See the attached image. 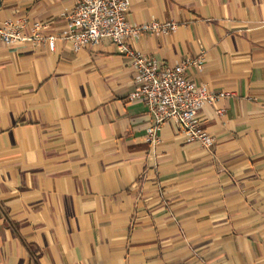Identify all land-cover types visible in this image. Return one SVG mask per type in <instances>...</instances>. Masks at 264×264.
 <instances>
[{"label": "crops", "instance_id": "0c3cea01", "mask_svg": "<svg viewBox=\"0 0 264 264\" xmlns=\"http://www.w3.org/2000/svg\"><path fill=\"white\" fill-rule=\"evenodd\" d=\"M129 1L132 24H177L131 49L202 56L187 74L216 96L199 114L213 145L174 122L147 141L131 59L63 39L74 0H0L41 38L0 42V264H264V0Z\"/></svg>", "mask_w": 264, "mask_h": 264}, {"label": "built area", "instance_id": "2783aa9c", "mask_svg": "<svg viewBox=\"0 0 264 264\" xmlns=\"http://www.w3.org/2000/svg\"><path fill=\"white\" fill-rule=\"evenodd\" d=\"M129 12V0H74L63 39L78 50L98 46L108 38L121 54L131 59L138 88L129 100L142 101L147 106L151 118L146 130L150 144L158 143V132L164 123L174 122L188 141L198 142L209 149L214 139L204 130L199 114L207 104L216 100V96L207 85L195 82L187 74L190 68L203 69L202 56L181 61L174 68H164L155 58L131 49V41L146 34L175 31L177 24L152 21L135 25L128 20ZM40 29L38 23L33 24L34 32ZM35 38L27 37L20 25L0 20V42L4 45L14 46L41 39ZM56 40L55 36L46 39L51 52L56 50Z\"/></svg>", "mask_w": 264, "mask_h": 264}]
</instances>
